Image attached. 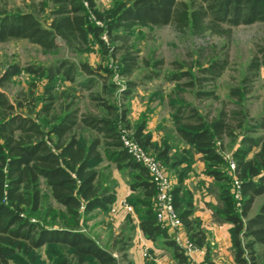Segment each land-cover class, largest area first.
Segmentation results:
<instances>
[{
	"label": "trees",
	"instance_id": "trees-1",
	"mask_svg": "<svg viewBox=\"0 0 264 264\" xmlns=\"http://www.w3.org/2000/svg\"><path fill=\"white\" fill-rule=\"evenodd\" d=\"M44 8L48 9V16L43 22L33 10L0 9V44L26 40L46 53L64 47L68 53L80 56L89 53L95 42L104 59L118 62L115 75L125 81V86L114 83V71L107 66L93 67L88 62L65 58L25 68L27 73L46 80L42 105L36 111L28 110L25 101L13 104L0 90V264L12 261L38 264V252L44 246L59 248L55 251L57 264H133L127 253L130 237L119 241L117 258L83 232L49 228L35 219L43 207L42 181L53 200L73 219L97 210L109 214L116 195L110 173L104 175L107 170L98 169L103 151L119 170L135 171L130 187L135 194L141 192V197L133 198L130 205L140 207L136 212L143 235L151 241L163 240L172 248L177 264H191L169 237V230L157 221L156 189L148 170L124 148L120 128L129 133L132 130L125 103L139 85L132 79L139 63L130 34L136 27L171 26L181 34L190 31L194 36L209 33L229 39L234 28L264 26V0H129L104 13L95 0H49ZM163 65V61L153 64L145 61L150 69L141 81L159 78ZM228 66V56L215 57L206 67H199V71L214 80ZM263 67L264 47H258L247 65L241 87L231 89L230 97L242 102ZM21 71L18 65L8 67L0 77V88ZM58 77L85 90L98 87L89 96L94 109L83 112L72 96L55 94ZM167 78L171 81L188 78L189 85L198 83L202 88L203 81L195 79L190 68ZM196 96L210 99L214 95L200 90ZM174 112L179 138L204 157L207 175L219 184L222 208L217 214L233 226L236 264H257L256 247L264 245V137L251 135L264 130V117L253 118L243 108L230 113L221 110L209 120L191 105L176 107ZM79 125L93 136L81 138L77 133ZM145 130L144 125L138 126L132 139L143 150H152L156 159L170 170L177 169L178 179L172 189L174 209L187 237L198 248L206 247L202 222L193 217L192 194L183 188L190 167L179 171L182 161H170L169 147L160 150ZM236 131L242 133V138L240 146L231 153L234 162L231 170L225 159L224 142L232 139ZM254 148L257 151L249 158ZM234 179L239 183V199L235 198ZM259 198L262 202L252 215ZM206 262L212 264L209 258Z\"/></svg>",
	"mask_w": 264,
	"mask_h": 264
},
{
	"label": "rangeland",
	"instance_id": "rangeland-1",
	"mask_svg": "<svg viewBox=\"0 0 264 264\" xmlns=\"http://www.w3.org/2000/svg\"><path fill=\"white\" fill-rule=\"evenodd\" d=\"M95 1L98 9L104 13L115 9L121 3L128 2L129 0ZM48 2L49 0H0V9L8 11L33 10L37 15H40L43 22L48 16V9L44 8V5L46 4L47 6ZM130 37L131 45L136 51L139 63L138 69L132 79L136 80L139 85L133 90V94L125 103L132 127L131 133L120 128L121 133L131 138L134 129L144 125L146 129L145 133L150 135L152 143L156 144L160 150L169 147L170 161H182L179 171H185L189 167L192 171L193 166L197 162L196 157L199 156L198 160L204 162L205 174L207 175V164L204 157L198 154L192 146L187 145L181 140L176 132L177 120L175 118V108L191 105L209 120L216 118L221 110L230 113L233 110H241L243 108L247 109L253 118L264 117V67L260 70L257 80L252 84L251 92L241 99L242 102L230 97L231 89L241 87L247 65L257 48L264 47V26L255 24L234 28L232 36L229 39L212 36L209 33L201 37L194 36L190 31L181 34L176 32L171 26L161 28L150 26L136 27L131 32ZM104 39L107 41L106 38ZM225 56L229 58V66L220 77L210 80L212 76L204 75L199 71V67H206L213 58L222 59ZM65 58L77 62H88L93 67H96L98 64L107 66L114 71V83L122 87L125 86V81L120 79L118 75H115L118 62L104 59L99 45L95 42H92V49L89 53L79 56L68 53L64 47L56 52L46 53L40 47L26 40H13L0 44V77L12 65L20 66L22 71L9 84L0 88V90L5 93L13 104L17 105L25 101L28 110L33 109L36 111L42 105L47 85L46 80L27 73L25 68L48 65ZM145 61L150 64L156 61L164 62L163 67L160 69L161 76L159 78L141 81L143 74L147 73L150 69L145 66ZM188 68L191 69L195 79L203 81L201 84L202 88H200L198 83L194 86L189 85L188 83L191 80L188 78L181 81L168 80L167 77L172 73ZM54 85L55 94L72 96L78 101L83 112L94 109L89 96L91 91H97L98 87L92 88L91 91L85 90L66 82L61 77L57 78ZM200 90L213 92V98L203 99L197 97V91ZM115 93L114 98H116ZM237 102L240 105H237ZM77 133L84 139L93 136L90 131L81 125L77 127ZM251 137H264V130H259L255 134H252ZM241 138L242 133L236 131L232 139H225L224 155L227 161L231 160V153L240 146ZM256 151L257 149L254 148L249 154V158L253 157ZM145 152L157 157L152 150ZM103 156L102 163L109 161L105 157L104 151ZM192 160L193 162L191 163L190 161ZM160 162L167 170V174L171 178L174 187L178 179L177 169L170 170L168 165H165L163 161ZM100 167L101 165L98 169ZM108 171H105L104 175ZM41 188L44 195L43 207L41 212L35 216V219H38L49 228H62L83 232L96 240L102 248L109 251L113 256L119 257L117 254L119 241L128 239L131 235L127 237V234L123 232L120 234L114 232V229L110 225H107L106 218L108 214L97 210L88 216L82 214L79 218L73 219L67 214L64 207L58 205L53 200L44 181L41 182ZM211 189L217 190L218 194L220 193L219 184L215 180H213ZM140 197L141 192L133 198L138 199ZM260 202L259 198L253 208L252 215L257 212ZM134 209L138 210L140 207ZM43 220L46 222L44 223ZM192 243L195 245L194 242ZM58 249L44 246L38 252L40 257L38 264H57L55 251ZM198 250L200 249L198 248ZM256 251L257 264H264V245L257 246ZM188 261L191 264L198 263L195 256L188 259ZM10 264H16V262L12 261Z\"/></svg>",
	"mask_w": 264,
	"mask_h": 264
},
{
	"label": "crops",
	"instance_id": "crops-1",
	"mask_svg": "<svg viewBox=\"0 0 264 264\" xmlns=\"http://www.w3.org/2000/svg\"><path fill=\"white\" fill-rule=\"evenodd\" d=\"M192 171L184 181V191H189L193 197L194 218L202 222V229L206 235L207 245L194 255L197 264L207 263L209 258L212 264H236V251L232 243V228L230 223L224 222L217 214L222 206L217 190L211 189L213 178L205 174V164L198 160ZM106 169L111 175L114 183L116 202L118 206L114 215L108 214L107 225H110L114 232L125 233L132 239L128 250V258L133 264H177L172 248L167 246L163 240L151 241L147 239L140 229V216L130 205L135 194L131 190V183L135 171L131 169L119 170L115 163L105 161L101 164L100 170ZM214 190V192H213ZM140 193V192H139ZM262 202V199H260ZM122 202L128 203L133 208V213L126 212L120 207ZM260 202V204H261ZM169 237L173 239L174 234L168 231ZM183 236H187L183 229ZM147 251L148 257H144ZM258 262V260H257Z\"/></svg>",
	"mask_w": 264,
	"mask_h": 264
},
{
	"label": "built area",
	"instance_id": "built-area-1",
	"mask_svg": "<svg viewBox=\"0 0 264 264\" xmlns=\"http://www.w3.org/2000/svg\"><path fill=\"white\" fill-rule=\"evenodd\" d=\"M124 148L128 154L139 164L145 167L155 185L156 198V218L158 223L163 229L171 230L174 234L173 240L181 251L187 256L188 259L193 258L197 253L198 248L192 243L187 237L183 236V225L178 217V214L173 206L172 201V189L173 183L171 178L168 176L164 165L156 159V157L147 154L138 143H136L132 137H128L122 134ZM229 167L234 170V162L229 160ZM235 198L239 199V183L234 179ZM120 207L128 213H133V208L126 202H122ZM118 206L113 205L110 211V215H114L117 211ZM83 210V208H82ZM144 257H148L147 251L144 253ZM208 264V263H201Z\"/></svg>",
	"mask_w": 264,
	"mask_h": 264
}]
</instances>
